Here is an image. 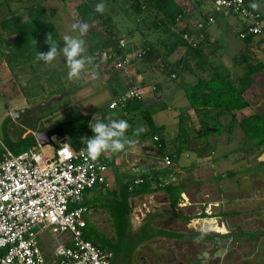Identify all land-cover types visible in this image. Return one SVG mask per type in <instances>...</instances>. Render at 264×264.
<instances>
[{
	"label": "rangeland",
	"instance_id": "374dc122",
	"mask_svg": "<svg viewBox=\"0 0 264 264\" xmlns=\"http://www.w3.org/2000/svg\"><path fill=\"white\" fill-rule=\"evenodd\" d=\"M90 2L93 7H95V5L100 2H103L107 5V11L104 13V16L107 15L112 18V24L115 26L114 38L118 40L119 36L121 37L122 35H124L128 41V45L126 48H124L123 54H129L131 57L136 56L137 51H130V48L134 47V44L140 38L145 39L148 43L152 42L153 44H155L159 42L160 39L158 40V38L160 36V33L158 29L152 24L148 12L145 11L142 13H138L131 6L128 7L124 4H121L120 0H90ZM40 4L46 10L44 18L41 17L40 19L41 24H46L48 33H51L53 35V38L60 42L61 45L63 44L62 37L64 35L76 34L71 31V25L77 22L78 14L76 12L72 13L70 11H67L68 8H65V3L62 0H0L1 38L13 39V37L11 36V32L6 29V19H10L16 13L22 15L24 18H28V9L31 7L39 6ZM92 33H97L100 37L104 38L107 36L106 31L104 30L102 24L99 22L93 23L92 28H90L89 32L84 35L83 39L87 41V38H89ZM218 38V40L222 44V47H219V49L214 51L213 56L210 59L209 64H207L206 68L207 70H213L214 72H218L221 70V72L224 73L222 70L230 68L228 66H233L232 63L234 55L244 45V39H242L238 35L233 27H231L223 36L219 34ZM42 45H45V38L37 47H41ZM86 45L87 42L85 46ZM12 52V45L8 47L6 40H4L3 44L0 43V135L2 137L3 122L7 118L9 119L8 124L10 123L12 134H14L15 137H20V135L28 129L32 130L33 134L35 135L36 132L40 130H46L60 124L61 122L69 121V117H73L78 125L82 124L84 121L89 120V118L91 119L95 115H98L99 119L102 115L103 118L105 115H108L111 112V109H109V103L112 99H114L112 90L123 91L125 87L124 79L121 77V71L115 67H112L111 63L113 61L106 60L104 58V55L101 60L96 61L95 57L88 49L86 50L85 55L91 56L93 58L92 62L86 65L84 72L81 74V77L74 80H69L67 78V74L61 72L62 68H64L66 64L65 66H59L58 68H51V66H55L53 63L51 65H45L43 64V62L39 63L35 60L34 62H32L33 64L30 62L29 66L21 67L19 64L21 60L15 61V59H12ZM184 52H187L186 48L184 49ZM60 57L63 56L61 55L58 58ZM173 58L174 60L176 59L174 56ZM134 60L136 61V59ZM140 61L141 60L137 61V63ZM203 62L204 60H202V64ZM191 63L195 64V61L193 60ZM25 64H27V62H25L24 65ZM148 64L149 63H147L146 61L142 62L141 67H139V71L141 74L144 75L146 73ZM151 65L152 64H150L149 66ZM201 65H199L198 69H196L193 65L192 67L194 68V70L190 68H183L179 72V78L174 79L170 78L167 74H164L161 71H155L154 82L146 83V85L140 87L141 94L145 98V100L152 102L150 103V111H152L155 115L156 122L158 124H166L168 127L165 133V137L167 138L170 145L169 151H175L178 148V146L172 142L174 134L177 133V126L175 124L180 119H183L187 122L189 121L186 110L188 109L187 106L191 104L185 94V90L182 85L194 84L200 77L209 76L207 70L201 68ZM203 67H205L204 64ZM232 69L233 71H236L234 68ZM114 73L118 74L119 76L116 75L114 76V78L109 80L107 76L113 75ZM118 77L119 79H117ZM88 79H90V81H85ZM156 83L161 84L162 90L154 92L153 86H155ZM64 92H68L70 94L66 95L62 100L55 101L50 107L25 114L20 119H15L12 115L14 109L38 104L41 101L49 100L52 97L58 96ZM160 95H163L161 100L158 99V101H153V99L158 98ZM181 113L183 114L181 115ZM222 115L224 114L216 115L213 118L205 116V119L209 120L208 122L211 121V127L213 128H217V123L224 124V126L220 125V129L218 128L219 130L217 132L214 131L215 135L219 136L218 134H221L224 136L225 134V137L230 138V141H216L215 145L213 144L214 146L212 147H218V154H213V157L216 158L223 152V148H226L227 152L232 150L234 151V149L239 148L241 143L240 139L236 138L235 133L230 134L232 132L230 131L232 128L229 127L228 116ZM138 122L140 126L144 127L146 130V126L144 125L143 120L139 119ZM183 127L187 130L186 122L183 123ZM190 129H192V127H190ZM193 133H195V130H193ZM42 148H46L50 153L53 150L52 145L42 146ZM180 150L181 149L175 151L177 153H180V164H188L191 161H194L197 157L196 152L189 146H185L182 152ZM232 155L234 156V154ZM152 167H155L158 170V174L162 175L168 180L173 181L174 176H171V172L169 171L170 168L165 167L162 164H154ZM142 168L145 169V167L143 166ZM142 171L139 170V174ZM251 171H256V168H252ZM133 174L139 175L138 172H134ZM196 175L199 179H204L209 176L208 173L204 174L205 177L201 175L199 176L198 174ZM212 179H215L219 185L223 186V191L226 190L225 195L228 197L227 199H234V195L232 193L228 194L230 193V189L232 188V186L228 187V183L226 184L227 186L223 185V179H221L220 177H213ZM263 180L261 181L262 187L260 186L259 191L261 196H264ZM249 183L250 180L248 181V188ZM161 192L163 191L160 190L158 193ZM249 193H252L250 192V189ZM196 195L198 196V198L203 197L204 199L208 195L212 200L222 196L219 192L218 185L207 186L206 189L201 187ZM93 196L96 197V201L92 199ZM110 198L112 197H110L108 194L100 193L99 191L94 190L89 196L87 205L94 207L95 205L102 206L108 201H111ZM107 199L108 201L106 202ZM257 204L258 203L255 201L252 202V206H258ZM260 205L262 207L261 202ZM135 206L138 212L142 213L143 211L145 214L143 223L145 221H148V219H150L151 217L155 219L154 225L159 226L160 222L158 221L160 219L164 221L168 219V216H166L165 214L168 213L169 207H164L158 201H156V198H154L153 194H147L146 196H143V198L138 199ZM161 207L165 209V213L159 214V210L161 209ZM214 208L215 206L213 208H210L213 213H215ZM247 209L248 212H250L248 214L250 217L239 222L237 227L230 229V225L226 224L228 223L225 220L226 218L224 217V219L223 217H221V219L219 218L220 220L218 218L217 219L219 221H225L226 223H224L223 226L218 224L213 225L212 228L218 229L219 231H222L221 233L225 234L227 232L224 231L232 230L237 232L242 229H253L260 224L262 227H264V221L261 220L264 218L253 216L251 214V206H249ZM170 210L171 209H169V211ZM200 212L201 210L199 211V209H192L188 211V213L191 214L190 216L193 217H198ZM133 218L134 224L137 227L136 230H138V228H140V226L142 225V222L140 224V219L137 217V215L133 216ZM195 222L198 221L194 220V218L190 221L191 224ZM93 223L104 234L115 238L116 233L113 228H111L112 226L110 222L103 216L102 212L99 211L98 213L94 214ZM172 225L176 228L181 229L179 225V227L176 224ZM209 233L211 234L212 232L208 229V232H205L204 235H207ZM223 234L220 235L224 244L222 247H220V253L223 252L222 250L224 248H227L230 238L229 235L227 236ZM210 236L213 237L212 235ZM262 240H264V238ZM172 242L173 241H169L166 243L163 237L160 238V240H157V238H153V246L147 248L156 249L157 252L162 253L166 257L167 255H170L173 258V255L178 254V257L180 258L177 247H175ZM244 243L245 242H242L243 246ZM44 248L46 249L45 246ZM137 248H140V250L135 251V255L132 258L127 254V250L124 245H122V248L120 250H116V255L112 259V264H141V261L138 260V258L140 255L139 253L143 252L144 247L139 246ZM254 249L244 250V248L239 249L238 247L236 251L239 255L234 256L235 254H226L225 256L227 258H225V264H264V243L260 244V246ZM209 252V249H207L205 250V252H203V254L202 252L201 254H199V258H202L205 263H208L209 261V259L206 258V254L209 255ZM195 257H197L196 254ZM222 257H224L223 254ZM214 264H216V261Z\"/></svg>",
	"mask_w": 264,
	"mask_h": 264
},
{
	"label": "crops",
	"instance_id": "0c3cea01",
	"mask_svg": "<svg viewBox=\"0 0 264 264\" xmlns=\"http://www.w3.org/2000/svg\"><path fill=\"white\" fill-rule=\"evenodd\" d=\"M62 1H64L65 3L64 5L65 8H68L67 11H70L72 13L76 12L78 14L77 21H81V17L77 11V7L81 2H83V0H62ZM176 1L183 8L184 15L182 16L177 26L173 28L174 32H176L177 35H182L183 32L192 33L193 35L196 34L199 29L197 23L205 20L207 14L212 12L211 1L210 0H176ZM248 1L250 4L256 3L259 5V9L257 11L261 12L264 18V0H248ZM120 3L128 7L131 6L130 0H120ZM29 10L30 8L28 9V12ZM16 15L22 16L17 13ZM28 18H24V19L27 20ZM240 23H241L240 19L236 16L224 17L220 14L215 15V22H213V24L210 25L207 30L208 39H205L204 45H202L204 57L205 59H207L206 60L207 62L204 63L205 67H203V69L207 70L206 68L207 64H209V61L212 58L214 51L219 49V47H222V44L218 40L219 39L218 35L219 34L221 36L225 35L231 27H233L234 30L238 33L236 27L240 25ZM9 32L11 31L9 30ZM159 33H160V36L158 40L160 39L159 42L161 43V39H162L161 37H163V34L160 31ZM11 36L13 37V39H10V45H8V47L13 45L16 33L11 32ZM121 37H124V35H122ZM103 39L106 40V37ZM159 42L155 44L152 43V44L155 47L160 49L162 47H160ZM146 43L147 42L145 39L140 38L134 44L135 46L130 48V51L136 50L137 53L141 52L148 48L147 46H145ZM184 49L185 47L177 50V54L174 55V57L178 58L180 57L181 54H184V53L186 54V52H184ZM111 52H115V50L114 49L107 50L108 54H110ZM241 54H244L243 58ZM126 55H129V54H126ZM12 59H15V61L21 60L19 63L21 67L29 66L30 62L32 63L36 60L35 58L30 59L26 55L21 56L18 59H16L13 57V54H12ZM95 60L99 61L98 59H95ZM139 60L141 61L137 63V61ZM24 61L27 62V64L24 65L25 63ZM174 61L175 60L173 56H171L170 62L173 63ZM142 62H143V59H136V61L134 60V62L131 63L126 68H120V71L122 74L121 77L124 79L125 87L123 91L112 90L114 99H112L110 103L113 100H115L117 96L126 92L130 85H136V86L141 87V86L146 85V83L154 82L155 71L156 72L161 71L157 67H155V63L157 62H155L154 60H150L148 62L146 61L149 64L147 65L146 73L144 75L141 74L139 71V67H141ZM258 62L264 63V43L260 37L255 36L253 37V39L251 40L249 44H247L246 41L244 40V45L234 55L233 63H232L233 66H228L230 68L224 69L222 71L225 73V75H231L232 76L231 78L234 79L237 75L244 74L246 71L249 70V68L258 64ZM53 64L55 66H51V68H55V67L58 68L59 66H65L66 61H64L63 57H60L59 59L57 58L55 61H53ZM150 64L152 65L149 66ZM112 67L114 66L112 65ZM232 68H234L236 71H233ZM67 71L68 69L65 66L64 68H62L61 72L64 74L65 73L67 74ZM162 73L166 74L165 72H162ZM207 73L209 76H211L215 72L213 70L212 71L207 70ZM116 75L119 76L118 74L114 73L113 75H110L107 77L109 80H111ZM150 75L152 76L151 79L148 78V76ZM168 76L172 78L171 75H168ZM177 78H179V76ZM117 79H119V77ZM253 80L255 81V86L251 88L250 90L244 91ZM85 81H90V79L85 80ZM251 82L242 91L245 100L249 102V106L246 109H243L238 113V116H237L238 120L248 119L251 116H254L255 114H260L264 116V70L254 73L252 75ZM153 90L154 92L162 90L161 84L156 83V85L153 86ZM162 97L163 95H160L158 98L153 99V101H158V99L161 100ZM187 108L188 109L186 111L188 114L187 117H189V121L187 122V121H184L183 119H180V116L183 114L181 113V115L179 116L180 120H178V122L175 124L177 126V133L174 134L172 142L178 146L176 150L181 149L180 150L181 152L183 151V148L185 146H189L193 148V150L197 154V157L194 161H191L188 164L179 163L180 153L175 152L176 150L169 151L170 145L168 143L167 138L165 137L166 130L168 129L167 125L158 124L156 122L155 115L153 114L152 111H150L155 123L159 126L164 125L166 127L164 134L161 136L164 137L166 140L167 154L169 155L172 154L174 157L177 156L178 158L177 164L183 169L179 170L176 167L175 168L171 167L172 165L166 166L163 163H160L159 159H161L160 158L161 154L157 155V152L159 151L157 148V143L153 141L152 138H145L142 141L139 140L140 138H135L138 140V143L134 147H132L131 149H127L125 152L119 153L117 157L115 158V161H111L107 159L111 167L110 173L108 175L107 183L105 185L97 186L95 189H92L87 194H85V201L88 203L89 196L94 190L99 191L100 193H106L110 197L113 198L115 197L117 192L118 193L121 192V188L123 187L124 184L128 183L129 180L142 177V174L153 173L154 171L158 173V170L152 166L154 164H162L163 166L170 168L169 170L171 172L170 174L171 176H174L173 181L165 178L166 183H169V182H174L175 184L180 183V184L185 185L186 188L184 189L182 193V198L180 202L178 203L177 207L173 206L172 201H171V196L170 194L166 192L165 189H161V191H163L161 193H158L159 191L152 193L154 198H156V201H158L164 207H169L168 213L165 214L166 216H168V219H166L165 221L160 219L158 221L160 222L159 226L155 225L157 228H163L168 231H179L180 230L179 228H176L172 225V224H176L177 226L179 225L181 227V230L194 229V230H198L199 232H202L206 229L207 230L209 229L210 231L215 232V233L213 232V235L215 237L217 233L216 230L217 231L219 230L214 229L211 226L214 225L213 223H215V221L219 225V220L221 219V217H225L226 220H228L227 225H230L229 228L233 229L238 226L239 222H237L236 220H234L235 222L231 221L232 217L238 219V215L243 216L247 213H250L248 212V209H247L249 206H251V209L264 208V196H261L260 193H258L256 195L257 197H253L254 195L252 193H249L252 175L256 174V172L254 173L251 172V169L255 167L256 165L264 162V148H261V150L258 152L254 150H250L251 140L246 136L242 128L238 124H235L236 126L233 127L234 130L230 134L235 133L236 138L240 139L241 143H240L239 148L234 149V151L232 150L228 152L226 151L227 150L226 148H223L222 149L223 152L220 154V156H218L217 158L213 157V154H218L217 152L218 147L217 148L212 147L215 145L216 141L226 142V140L230 141V138L225 137L226 136L225 134L224 136L221 134H218L219 136H217L215 135L214 131L212 132V134L204 135L203 133H201L202 131L201 128H202L203 121H206V122L209 121L205 119V116L209 118H213L214 116L219 115V112L217 110H208L204 115L202 114L199 116V114L196 112V110L191 105L187 106ZM149 110H150V106H149ZM109 115L113 116L114 114L110 113L108 115H105L103 118L101 115L100 119H104L105 117ZM116 115L114 116L116 117ZM95 116L96 118L99 119L98 115H95ZM222 116H226V115H222ZM227 116H228V123H229L230 120L232 119V116L230 115H227ZM93 117L91 119L89 118V122L93 120ZM117 117L118 119H123V116L121 115ZM139 119H142L144 122V125L146 126V130L142 133L144 135L149 131V127L145 123V120L139 115L135 117V121L138 126H140L138 122ZM184 122H186L187 124V130L186 128H184L185 132L184 131L182 132L181 125H183ZM209 123H211V121ZM190 127H192V129H190ZM208 127H211V125ZM193 130H195V133H193ZM29 132L33 133L32 130L28 129L25 132H23L20 135V137H15L14 134H12L10 123L8 124V133L11 139L13 140H20L26 135L30 134ZM43 151L50 153L49 151H47L46 148H44ZM111 154L112 153L109 152L103 155L104 156L108 155L109 157H111ZM232 154H234V156ZM142 166L145 167V169L142 168ZM139 170L141 171L143 170V171L139 174ZM134 172L136 173L138 172L139 175H134L133 174ZM206 173H208L209 176L204 179L203 178L199 179L196 175L198 174L199 176L201 175L205 177L204 174ZM162 177H163L162 175H159V178H162ZM213 177L215 178L220 177L221 179H223V185H226L228 183L227 184L228 187L232 186V188L230 189L231 191L228 194L232 193L234 195V199H227L228 197L225 195L226 191L223 194V186L219 185L215 179H212ZM249 180H250V183H249V188H248L247 186H248ZM216 185L219 186V192L222 195V196L220 195L221 197H217L214 200H212L210 199L208 195L205 199L203 197L198 198V196L196 195L199 189H201V187L206 189L207 186H216ZM112 198H110V200ZM141 198H143V196L142 197L137 196L134 198V201H133L134 206L131 212V224L134 230H136L137 227L134 224L133 216L137 215V217L140 219V224L141 222H142V225L145 223V222L143 223V219H145L144 212L143 211L142 213L138 212L135 206L137 204V200ZM92 199L96 201V197L93 196ZM107 201L108 199L106 200V202ZM253 201L257 202L258 206H255V205L252 206ZM260 202L263 205V207H261ZM108 203L109 201L102 206L100 205H95V207L89 206L92 210L90 219H91V222L93 223L94 214L100 211L103 213V216L108 219V221L110 222L112 226L111 228H113V230L115 231L112 213L110 209L106 207ZM214 206H215L214 208L215 213H213V211H211L210 209V208H213ZM169 209L171 210L169 211ZM192 209H199V211L201 210L202 213L199 214L198 217L190 216L191 214L188 213V211ZM164 210L165 209L161 207V209L159 210V214L165 213ZM187 217H191V219L187 220L186 219ZM193 218L194 220L198 222L191 224L190 221ZM217 218L218 219L220 218V219L218 220ZM153 221H155V219H153ZM219 232H222V231H219ZM224 232H229V231H224ZM244 233L245 231L242 232V234ZM45 236L48 238V243H49V241L51 240V235L48 236V234H46ZM115 238H112V239L115 240ZM46 242L47 241H45L42 244V246L45 252L48 253V248H47L48 244H46ZM44 246L46 247V249L44 248ZM225 250L228 251V247ZM135 251H137V248L135 249ZM135 251L132 253V258L135 255Z\"/></svg>",
	"mask_w": 264,
	"mask_h": 264
},
{
	"label": "trees",
	"instance_id": "16d2710c",
	"mask_svg": "<svg viewBox=\"0 0 264 264\" xmlns=\"http://www.w3.org/2000/svg\"><path fill=\"white\" fill-rule=\"evenodd\" d=\"M246 2L248 6L251 5L248 0H246ZM90 3V0H83V2H81L77 7V11L81 17V22H88L90 24V28H92V25L95 22L101 23L107 34L106 40L104 41H116L118 44L115 49L122 51L119 56L125 55L123 54L124 48L119 46V40L121 37L119 36L118 40L114 38L115 26L112 24V18L107 15L104 16V14L101 15L99 13H95L94 7ZM130 3L131 7L138 13L145 11L148 12L152 24L163 34V38L160 43V47L162 48L159 49L155 47L152 42L146 43L145 46L148 47V50L143 58H141L143 61L148 62L150 60H154L157 62L155 63V67L162 72L171 75L172 78H177L180 75L179 72L183 68H190L194 70L192 67L193 65L196 69H198L199 65L202 64V60H204L205 63L207 62V59H205L203 54L202 45H204L205 39H208V27L213 24V22H209L210 17H215L216 14H219L214 9H212V12L207 14L205 20L200 21L205 24L202 29L199 28L200 22L197 23L199 29L196 34L193 35L192 33L183 32L182 35H177L173 28H175L180 22L182 16L184 15V10L176 0H130ZM45 11L44 7L39 5L30 8V15L27 20L16 14L6 20V29L16 33L15 40L12 45V54L14 58L18 59L19 57L26 55L30 59H34L36 57V51L46 52L49 49V46L46 43L41 47H37L40 45V42L44 40V38L46 39V34H48L46 24L44 23L42 25L40 20L41 17L44 18L46 14ZM253 37H255V35H247L242 39L249 44ZM33 39L37 41L36 46L33 43ZM89 39L91 41L92 49H98L102 43V40L97 33H92ZM4 40H6L7 44L10 45V39H3L0 36L1 44L4 43ZM184 47L187 49L186 54H181L180 57L176 58L173 63L170 62V57L176 55L177 50ZM241 56L243 58L244 54H241ZM115 58L108 59L114 61ZM193 60L195 61V64L191 63ZM203 64L201 65V68H203ZM117 69L120 70V68ZM261 70H264V63L258 62V64L249 68V70L244 74H239L234 79L231 78V75H225L221 71H218L213 73L211 76L200 77L194 84L182 85L191 106L196 110L199 116L202 114L204 115L208 110H217L219 114L224 115L229 114L232 116V119L228 123L229 127L232 128L230 131L233 132V127L236 126L235 124H238L246 136L251 140L250 150H254L256 152L260 151L261 148H264V116L255 114L248 119L241 120H238L237 116L241 110L246 109L249 106V102L245 100L242 91L251 82L252 75ZM131 86L134 85H130L129 88ZM138 88L140 89L139 86ZM150 103L151 102L145 100L141 94L140 97L128 100L125 105H120L118 108L113 109L109 107V109H111V114H117L116 117L113 115V118L118 119L117 116H123V119L128 120L133 129L138 126L135 121V117L137 115L141 116L149 127V131L144 135L141 133L138 137L140 138L139 140L142 141L145 138H152L153 141L157 143L158 150L161 152L162 156H164L167 154V143L165 138L161 135L164 134L166 127L164 125L159 126L155 123L149 110ZM69 118V121H72V123L65 125V133L70 136L73 147L75 149H79L85 145L82 143L81 137H90L93 134L89 127V120L78 125L73 117ZM8 122V118L3 122V137L5 144L8 148H10V150L18 154L38 145L37 139L33 133L26 135L20 140L11 139L8 133ZM210 125L211 123L203 121L201 133L204 135L212 134L213 131L208 130V126ZM220 125L224 126L222 123H217L216 131L220 129ZM181 131H184L183 125H181ZM127 135L132 137L131 130H129ZM156 136L159 137L158 140H155ZM118 154L119 153H112L111 157L108 155H105V157L108 160L115 161ZM4 155L5 150L0 147V159L3 158ZM171 157L173 161L171 164L172 166H170L174 168L176 167L179 170L183 169L177 164V156L174 157L171 154ZM253 168H256V171L251 172H256L264 176V162ZM159 175L155 171L153 173L142 174L141 178L143 179V182L138 184L134 183L137 178L129 180L128 183L123 185L121 192H117L115 197H113L106 205V207L110 209L113 216V224L116 231L115 240L101 232L91 222V220L88 222L85 237L93 241L94 244L100 248L113 252L112 259L116 255V250H120L122 245L126 248L127 254L132 257V253L140 244L150 241L153 238L163 236L178 237L179 233L177 231H168L163 228H157L154 225L153 218L151 217L148 221H145V223L138 230H134L131 224V212L134 206L133 201L137 196L142 197L144 195L160 191L161 189H165L166 192L170 194L174 207H177L180 202L182 193L186 188L185 185L180 183L175 184L174 182L166 183V179L163 177L159 178ZM131 187L133 188L131 189ZM91 190H88L86 194ZM84 204L87 205L88 203L84 200ZM186 219L190 220L191 217H187ZM251 234L254 233L245 232L241 235L234 234V238L242 243L245 241V237ZM223 235L228 236L231 234ZM1 253H3V251L0 250V254Z\"/></svg>",
	"mask_w": 264,
	"mask_h": 264
},
{
	"label": "built area",
	"instance_id": "2783aa9c",
	"mask_svg": "<svg viewBox=\"0 0 264 264\" xmlns=\"http://www.w3.org/2000/svg\"><path fill=\"white\" fill-rule=\"evenodd\" d=\"M211 3L220 15L240 19L236 29L241 38L255 35L264 43L263 15L251 9L246 0H211ZM214 21L215 17H210L209 22ZM204 26L199 23L200 29ZM127 45L124 36L119 46ZM147 50L134 57L119 56L112 65L126 68L134 59L143 58ZM107 57L106 52L104 58ZM140 96L138 86H131L109 107L118 108ZM158 139L156 136L155 140ZM56 142L51 153L44 152L38 143L16 154L0 135V147L5 150L0 159V250L3 251L0 264H111L113 252L85 237L92 210L84 204L88 190L107 183L110 163L103 155L97 161L90 160L84 150L86 146L75 149L66 133ZM172 161L171 155L162 156L164 165L169 166ZM141 182L143 179L139 177L134 183ZM216 232V246L222 247L223 233ZM46 234L51 235L49 243ZM45 241L48 253L42 246Z\"/></svg>",
	"mask_w": 264,
	"mask_h": 264
},
{
	"label": "clouds",
	"instance_id": "9594fccd",
	"mask_svg": "<svg viewBox=\"0 0 264 264\" xmlns=\"http://www.w3.org/2000/svg\"><path fill=\"white\" fill-rule=\"evenodd\" d=\"M250 7L254 10L259 9V5L256 3H252ZM106 11L107 5L103 2L97 3L94 7L95 13L103 15ZM89 29L90 24L88 22L77 21L73 23L71 25V31L76 34L64 35L62 37V45L53 38L51 33L46 34L45 43L49 45V49L46 52L36 51V61L43 62L45 65H51L53 61L62 55L68 69L67 78L69 80L79 79L86 65L91 63L93 59L91 56L85 55L86 41L83 37L89 32ZM33 43L36 46L37 41L33 39ZM104 52L106 53L107 51ZM115 57L117 58L119 55ZM108 58L109 54L106 60H109ZM89 127L93 133L92 136L81 137V140L86 146L84 150L87 156L92 161H97L105 153L111 152L115 154L131 149L138 143V140L135 138H138L145 131V128L142 126H137L133 129L128 120L115 119L111 115L104 119H97L94 116ZM129 130L132 132V137L127 135ZM57 138L59 137H56V140ZM160 158L162 159V154ZM161 159H159L160 163ZM198 239H203V234Z\"/></svg>",
	"mask_w": 264,
	"mask_h": 264
},
{
	"label": "flooded vegetation",
	"instance_id": "af4514ba",
	"mask_svg": "<svg viewBox=\"0 0 264 264\" xmlns=\"http://www.w3.org/2000/svg\"><path fill=\"white\" fill-rule=\"evenodd\" d=\"M90 37H91V35L89 36V38ZM89 38H87V41H86L87 47L86 46L85 47H86V50L88 49L91 52V54L94 56V50H96V49L91 48V41ZM103 38L104 37H100V39L102 40L101 45L105 42H108V41H104L105 39H103ZM117 44L118 43L116 42V45ZM100 46H99V48H100ZM104 53H105L104 51L101 52V59L103 58ZM262 176L263 175L258 174V173L252 175L250 192H252V194L254 195L253 197H257L256 195L260 191V186L262 187V183H261ZM225 191L226 190L223 191V194L225 193ZM262 207H263V205H262ZM248 214L249 213H247L243 216L238 215V219L232 217L233 219L231 218V221L235 222L234 220H236L237 222H240L244 219H248V217H250ZM251 214L253 216L258 217V218H260V217L264 218V208L251 209ZM261 220L264 221V219H261ZM226 222H227V220H226ZM226 222L224 221V223H226ZM213 224L217 225L216 221ZM244 231L246 233H254V234H251V235L245 237V241H244L245 243L243 246L241 241H238V240H236V238H234V234L241 235L242 232H244ZM177 232L179 233L178 237H164L163 236V239L165 240L166 243L169 241L170 242L173 241L172 244H174V246L177 247L180 258L178 257V254L173 255V258H172L170 255H167V257L164 256L162 253L157 252L156 249H148L147 247L153 246L152 245L153 239H152V240H150L151 242L147 241V242H144V243L139 245L140 247H144L143 252L139 253L140 255L138 258V260L141 261V264H179L180 262H182L184 264H214L215 261H216V264H225V262H226L225 258H227L225 256L226 254L231 253V255L235 254L234 256L239 255V254H237L238 252L236 251V249L238 247H239V249L244 248V250H246V249L247 250H253L254 248H257L258 246H260V244L264 243V240H262L264 238V227H262L261 224L254 227L253 229H243L242 231L240 230L237 232L229 230V234H231L230 238H232V241L228 242V245H227L228 251H226L224 248L222 250L223 251L222 253H220L221 252L220 247H217L216 243H215V238H216V235L218 233L215 235V237L210 236V235H213L214 231H211L212 233L211 234L209 233L207 235H204V233L208 232V230H204L202 232H199L198 230H194V229H192V230L191 229L190 230L189 229H186V230L180 229ZM202 234H203V239H198V237H200ZM156 238H157V240H160V238H162V237H156ZM207 249H209V251H210L209 255L206 254L207 255L206 258L209 259V261H208V263H205V261L202 258L201 259L199 258V254H201V252L203 254V252H205V250H207ZM139 250H140V248H137V251H139ZM195 254L197 255V257H195ZM222 254L224 255V257H222ZM188 255H190V256H188Z\"/></svg>",
	"mask_w": 264,
	"mask_h": 264
},
{
	"label": "water",
	"instance_id": "95a60500",
	"mask_svg": "<svg viewBox=\"0 0 264 264\" xmlns=\"http://www.w3.org/2000/svg\"><path fill=\"white\" fill-rule=\"evenodd\" d=\"M116 46H117L116 42L113 41V40L103 43L100 46L99 49L94 50L95 59L100 60L102 51L113 50V49L116 48ZM121 52H122L121 50H115V52H111L109 54V58L110 59H114L115 56L120 55ZM151 77H152L151 75L148 76L149 79H151ZM254 86H255V81L253 80L244 91L250 90ZM68 94H70V93L64 92V93H62V94H60L58 96L52 97L49 100L41 101L38 104H35V105H32V106H27V107H24V108L14 109L13 112H12V115H13V117L15 119H20L25 114H28V113H31V112H35V111L41 110L43 108H47V107L52 106V104L55 101L62 100ZM70 123H72V121L61 122L60 124H58V125H56L54 127H51L49 129H46V130H40V131L36 132L35 137H36L38 143L41 146H46V145L55 146L57 144L56 137L63 136L64 133H65V125L66 124H70ZM216 129L217 128L208 127V130H211V131H216ZM160 154H161V152L158 151L157 155H160ZM227 222H228V220H227ZM219 225L223 226L224 222L223 221H219ZM179 264H184V263L180 262Z\"/></svg>",
	"mask_w": 264,
	"mask_h": 264
}]
</instances>
